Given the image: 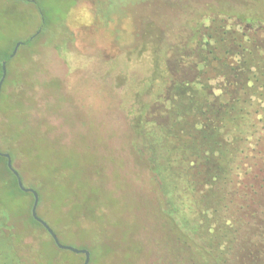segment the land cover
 I'll return each instance as SVG.
<instances>
[{
	"label": "rangeland",
	"instance_id": "obj_1",
	"mask_svg": "<svg viewBox=\"0 0 264 264\" xmlns=\"http://www.w3.org/2000/svg\"><path fill=\"white\" fill-rule=\"evenodd\" d=\"M38 9L50 28L31 48H19L10 72L18 91L6 102L15 114L9 108L0 118L3 150L16 154L24 184L42 198L38 214L63 245L87 248L91 264L203 261L171 219L184 230L183 217L203 220L206 209L199 215L195 197L183 194L181 215L175 206L163 212L150 171L149 164L167 170V191L178 186L185 164L172 156V117L150 126L148 116L170 47L212 26L217 12L264 16V0H0L2 55L37 34ZM4 179L0 170V208L24 233L27 201L8 198ZM252 181L246 176L249 189L240 192L254 187L256 201L262 194ZM213 235L204 237L206 246Z\"/></svg>",
	"mask_w": 264,
	"mask_h": 264
},
{
	"label": "trees",
	"instance_id": "obj_2",
	"mask_svg": "<svg viewBox=\"0 0 264 264\" xmlns=\"http://www.w3.org/2000/svg\"><path fill=\"white\" fill-rule=\"evenodd\" d=\"M38 10L41 22L37 33L40 29L41 32L26 41V49L50 28L46 21L42 23L44 16ZM210 24L191 31L190 38L170 47L172 56L166 57L165 81L155 87L148 116L150 126H167L166 116L172 117L170 127L174 126V132L167 135L175 141L172 156L177 159L181 154L185 164L176 180L178 186L167 191L162 180L167 170H156L149 164L157 174L154 169L150 171L160 188L161 209L175 206L174 212L181 215L183 194L195 197L201 207L198 206L199 215L206 209L203 220L183 217L180 224L184 230L166 215L185 242L202 256L203 261L199 259L196 264H264V16L242 11L227 16L222 11ZM15 59L0 53V79L5 60L8 71L0 97V118L10 108L6 103L10 93L18 91V83L10 73ZM10 111L15 114L13 108ZM4 135L0 126L1 151L11 156L19 173L16 154L3 150ZM252 161L254 165L250 164ZM257 165H262L261 171L253 173ZM0 170L6 196L27 201L22 206L24 233L11 223L7 210L0 208V264H83L84 255L59 249L48 231L33 218L34 196L19 188L2 156ZM248 175L262 194L256 201H251L259 194L254 187L244 195L240 192L241 187L249 189L244 182ZM20 176L25 180L22 172ZM3 195L0 192V204H4ZM210 232L215 243L211 241L208 247L203 239ZM155 256L162 257L158 251Z\"/></svg>",
	"mask_w": 264,
	"mask_h": 264
},
{
	"label": "water",
	"instance_id": "obj_3",
	"mask_svg": "<svg viewBox=\"0 0 264 264\" xmlns=\"http://www.w3.org/2000/svg\"><path fill=\"white\" fill-rule=\"evenodd\" d=\"M42 23L44 24L45 23V19L42 18ZM41 32V29L39 30V32L33 37L35 38L39 33ZM32 40V39H31ZM24 43H18L16 46H15V50L13 51V53L11 54V58H14L16 56V54L18 53L19 51V48L21 46H23ZM7 61H3L2 62V77L0 79V97H1V94H2V89H3V86H4V83H5V80L7 78ZM0 156L2 157H5L7 159V166L8 168L10 169V171H12V173L15 175V177L17 178V182H18V186L19 188L25 192V193H31L33 196H34V202H33V206H32V216L33 218L38 222L40 223L47 231L48 233L51 235L52 239L54 240L55 244L57 245V247L61 250H64V251H70L74 254H77V255H84L85 256V260H84V263L83 264H90L91 262V253L89 250L87 249H77V248H74V247H70V246H65L63 245L58 236L55 234V232L53 231V229L48 225V223H46L39 215H38V205H39V202H40V197H39V194L37 193V191H35L34 189L32 188H28L24 185L23 181H22V178L20 176V174L14 169L13 167V162H12V158L11 156L8 154V153H3L1 151V147H0Z\"/></svg>",
	"mask_w": 264,
	"mask_h": 264
}]
</instances>
